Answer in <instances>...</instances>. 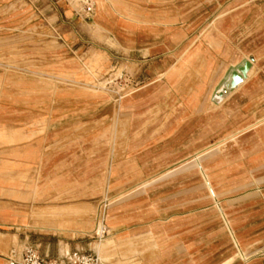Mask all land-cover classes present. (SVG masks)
Returning <instances> with one entry per match:
<instances>
[{
	"label": "rangeland",
	"instance_id": "1",
	"mask_svg": "<svg viewBox=\"0 0 264 264\" xmlns=\"http://www.w3.org/2000/svg\"><path fill=\"white\" fill-rule=\"evenodd\" d=\"M200 1L219 10L192 39L186 77L173 85L208 83L207 108L183 114L157 104L167 100L165 79L139 77L141 65L56 57L58 41L42 23L55 19L48 0L0 10V264L13 249L45 257L60 245L61 255L92 251L106 264H181L187 255L176 247L208 245L235 247L237 264L264 262V0ZM217 15H236L228 32L210 26ZM212 28L227 46L208 44ZM233 55L241 58L231 63ZM251 56L254 75L230 97L235 87L223 82ZM158 118L159 144L186 134L204 144L177 168L171 163L193 147L153 156L148 136L136 142Z\"/></svg>",
	"mask_w": 264,
	"mask_h": 264
},
{
	"label": "crops",
	"instance_id": "2",
	"mask_svg": "<svg viewBox=\"0 0 264 264\" xmlns=\"http://www.w3.org/2000/svg\"><path fill=\"white\" fill-rule=\"evenodd\" d=\"M12 1L29 2V0H0V10L7 8ZM77 1L80 5L74 7L73 2L70 0H48L47 7L51 11L49 17H55V19L50 22L47 17L44 18L42 23L46 30L52 32L58 41L60 56L56 57H61L63 61H70L72 64L73 62H83V60L98 61L103 69H114L124 61L134 62L142 66L139 77H145V75L152 78L164 77L165 98L167 100L157 104L165 103L166 108L171 106V109L181 111V114L191 109L204 110L207 108V103L202 100L204 98L202 95L206 93L205 88H209L208 83L203 81L199 86L197 85L198 82L195 81L193 85H187L186 87L182 86L183 83L180 81L181 86L174 88L173 80H176L177 83L179 79L182 80L186 77L184 73L187 71L188 50L192 45V39L196 35L199 36V32L205 29L207 21L218 12L219 7H216L214 2L213 5L205 6V3L200 0L195 5H190L189 0ZM88 5L92 6V12L85 10ZM235 20L236 15L232 17L228 15V17L223 18L217 15L209 23L210 26L216 24L215 30L228 32ZM214 28H212L213 33L211 35L208 33V38L211 40L208 44L217 45L220 48L227 46L226 43H222ZM226 50H228L229 55L232 54L231 48H226ZM251 57L253 65L248 78L240 85L241 87L239 86L240 88L237 91L236 88L231 91L233 93L230 97L242 89L254 75L252 72L256 65V58ZM239 58L241 56L233 55L231 63ZM53 59L56 60L55 57ZM221 76L222 74L219 78L212 80L210 86H214ZM170 93L174 95L172 99L169 98ZM189 95H195V99L187 100ZM199 95H201L200 98H198ZM249 108L247 105L244 107V109ZM197 118L199 123L202 116ZM158 120L159 118L148 130L139 128V137L136 142L138 146H141L142 143L147 142L145 137L148 136L149 155L153 156L158 154L173 155V152L184 155L186 151L188 152L186 148H194V150L186 153L182 159L171 163L172 168L179 167L177 165L183 160L184 162L188 161L185 159L200 151L199 149L204 145L201 144L199 138H189L187 134L174 145L159 144V141L153 138V135L157 133L162 135L161 129H158ZM261 120L264 119L258 121ZM136 122L139 127L143 125V119H136ZM168 132L165 133L168 134ZM164 137L166 136L164 135ZM214 157L212 156V158ZM183 169L186 168L183 167ZM260 200L264 201V193ZM253 202L251 201L250 204ZM0 224H6V222H0ZM158 226L154 225L149 231L154 230L155 232ZM180 248L176 247L173 253L187 255L183 258L184 261L181 264H237L235 258L233 261L230 260L231 256L235 257L236 254L235 247L231 245L228 247L208 245L201 248L193 246L187 247L183 251ZM60 250L61 245L58 252H50L49 250L45 252V257L65 258L71 252L68 251L61 255ZM101 251L100 248L99 252L101 253ZM7 255H2V264H4ZM227 259L229 261H226ZM104 264L106 263L104 262ZM242 264H264V262L251 261L242 262Z\"/></svg>",
	"mask_w": 264,
	"mask_h": 264
},
{
	"label": "built area",
	"instance_id": "3",
	"mask_svg": "<svg viewBox=\"0 0 264 264\" xmlns=\"http://www.w3.org/2000/svg\"><path fill=\"white\" fill-rule=\"evenodd\" d=\"M85 10L92 12V6H86ZM102 207L104 210L103 205ZM105 231L106 229H104L102 235L105 234ZM4 264H104V262L97 253L92 251L74 250L65 258H48L43 257L35 248L27 246L22 252L16 249L11 250L5 256Z\"/></svg>",
	"mask_w": 264,
	"mask_h": 264
},
{
	"label": "bare ground",
	"instance_id": "4",
	"mask_svg": "<svg viewBox=\"0 0 264 264\" xmlns=\"http://www.w3.org/2000/svg\"><path fill=\"white\" fill-rule=\"evenodd\" d=\"M251 60V61H250ZM250 60H245L242 64L232 68L228 78L223 82L225 89H232V88H237L236 86H238V84L243 81V79L246 77V75L248 74L250 68H252V59ZM247 62H248V66H247ZM248 76V75H247ZM220 91V90H219ZM218 94V93H217ZM218 95H221L218 94ZM216 102V101H214ZM218 103V101H217ZM200 154V152L198 153V155ZM202 154V153H201ZM198 155H196L194 158L198 159ZM206 177V176H205ZM207 180V179H206ZM209 184V183H208ZM54 223V222H53ZM98 230L99 233L102 234V232L105 229V225L103 223V219H102V215H100L98 217ZM64 231V230H63ZM100 257V256H99ZM101 258V257H100Z\"/></svg>",
	"mask_w": 264,
	"mask_h": 264
},
{
	"label": "water",
	"instance_id": "5",
	"mask_svg": "<svg viewBox=\"0 0 264 264\" xmlns=\"http://www.w3.org/2000/svg\"><path fill=\"white\" fill-rule=\"evenodd\" d=\"M247 66H248V62H247Z\"/></svg>",
	"mask_w": 264,
	"mask_h": 264
}]
</instances>
